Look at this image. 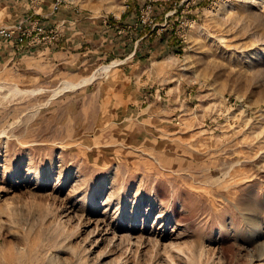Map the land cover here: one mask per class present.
I'll return each instance as SVG.
<instances>
[{
  "label": "rangeland",
  "instance_id": "obj_1",
  "mask_svg": "<svg viewBox=\"0 0 264 264\" xmlns=\"http://www.w3.org/2000/svg\"><path fill=\"white\" fill-rule=\"evenodd\" d=\"M71 1L128 41L0 39V264H264V0Z\"/></svg>",
  "mask_w": 264,
  "mask_h": 264
},
{
  "label": "crops",
  "instance_id": "obj_2",
  "mask_svg": "<svg viewBox=\"0 0 264 264\" xmlns=\"http://www.w3.org/2000/svg\"><path fill=\"white\" fill-rule=\"evenodd\" d=\"M51 4L52 0H33L32 4L31 0H0V17H3L0 21L13 23L33 12L34 8L35 14L39 15L46 25H57L60 30V35L54 44L41 45L39 48L42 49L38 48L36 52L56 54L74 51L82 54L92 52L97 57L120 55L121 44L128 41L122 32H129L126 28L129 24L121 26L120 19L104 15L91 17L73 3H63L53 12ZM112 62L114 61L110 63Z\"/></svg>",
  "mask_w": 264,
  "mask_h": 264
},
{
  "label": "built area",
  "instance_id": "obj_3",
  "mask_svg": "<svg viewBox=\"0 0 264 264\" xmlns=\"http://www.w3.org/2000/svg\"><path fill=\"white\" fill-rule=\"evenodd\" d=\"M71 2L53 0L51 10L57 11L63 3ZM40 19L39 15L30 13L13 23L0 21V39L27 51L41 45L54 44L60 35L59 27L57 25L48 27Z\"/></svg>",
  "mask_w": 264,
  "mask_h": 264
}]
</instances>
